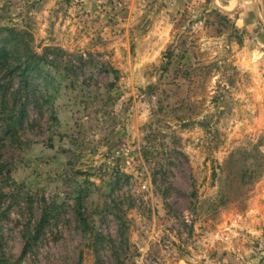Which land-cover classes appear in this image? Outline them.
<instances>
[{
	"label": "rangeland",
	"instance_id": "1",
	"mask_svg": "<svg viewBox=\"0 0 264 264\" xmlns=\"http://www.w3.org/2000/svg\"><path fill=\"white\" fill-rule=\"evenodd\" d=\"M0 17L41 61L0 72V264H264V0Z\"/></svg>",
	"mask_w": 264,
	"mask_h": 264
},
{
	"label": "trees",
	"instance_id": "2",
	"mask_svg": "<svg viewBox=\"0 0 264 264\" xmlns=\"http://www.w3.org/2000/svg\"><path fill=\"white\" fill-rule=\"evenodd\" d=\"M206 13L208 12V15L211 13L216 14L217 16H220L223 20L225 25L229 24L231 25L230 28L234 29V31H237L234 23L231 22V19L226 16L222 15L218 10L213 9L211 12H209V9H205ZM227 27V28H228ZM7 32L8 35L0 38V72L3 74L8 73L10 75L15 74L18 71V76H28L36 71L39 70L41 67V61L34 62L33 58H30L28 56V44L26 43V32L22 31L20 29L19 24L14 23L13 21H4V19H1L0 17V33ZM237 40H239V44L242 43L241 36L237 35ZM23 45H26L22 47ZM174 47V41L170 45L167 51V55L169 54V57L173 54L171 47ZM175 49H178V45L175 46ZM31 60V61H30ZM17 63H13L16 62ZM170 61H168L169 63ZM167 63V64H168ZM4 75V74H3ZM26 84H28V81L26 79ZM9 91V88L6 86V84L0 83V91ZM21 117H20V123L23 121L26 113L25 106L21 109ZM82 216V215H81ZM45 220H42L41 223H44ZM42 225V224H41ZM42 227V226H41Z\"/></svg>",
	"mask_w": 264,
	"mask_h": 264
}]
</instances>
